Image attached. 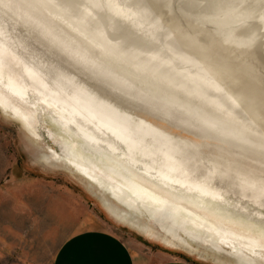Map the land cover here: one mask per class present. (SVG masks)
Returning <instances> with one entry per match:
<instances>
[{"label":"clouds","instance_id":"clouds-1","mask_svg":"<svg viewBox=\"0 0 264 264\" xmlns=\"http://www.w3.org/2000/svg\"><path fill=\"white\" fill-rule=\"evenodd\" d=\"M21 74L67 101L39 124L54 151L0 93L34 166L149 184L170 211L191 204L256 237L250 264H264V0H0V78Z\"/></svg>","mask_w":264,"mask_h":264},{"label":"rangeland","instance_id":"rangeland-1","mask_svg":"<svg viewBox=\"0 0 264 264\" xmlns=\"http://www.w3.org/2000/svg\"><path fill=\"white\" fill-rule=\"evenodd\" d=\"M10 34L14 41L21 40L23 29L17 26L13 34L9 28ZM33 70L38 71L35 65ZM24 75L28 78L27 74ZM49 102L54 103L56 108L61 107L57 99ZM45 110L43 122L47 126L56 109L48 107ZM40 141V144L58 148L46 133ZM35 155L36 148L26 138L21 123L5 119L0 114V264H52L62 242L74 232L89 227L107 229L124 240H144L154 248L165 249L197 264H237L233 258L209 246L194 242L193 249L187 246L174 248L166 246L161 239L145 236L110 214L104 204L106 198L124 209L126 207L116 203L108 192L90 184L78 172L71 176L64 170L34 166ZM137 167L141 172L147 170L151 173H147L148 178L154 174L151 172L152 162L147 158ZM137 217L141 222H149L160 238L169 237L154 219L147 215Z\"/></svg>","mask_w":264,"mask_h":264},{"label":"bare ground","instance_id":"bare-ground-1","mask_svg":"<svg viewBox=\"0 0 264 264\" xmlns=\"http://www.w3.org/2000/svg\"><path fill=\"white\" fill-rule=\"evenodd\" d=\"M9 80L11 83L8 84V88L6 89L5 82L0 78V93L7 91L9 98L15 101L14 106L19 107L22 113H35L37 133L41 136L42 140L45 133L41 131L39 124L44 119L43 114L45 113V109L49 107V101H56L57 99V101H59V103L57 102L59 106L63 104V101L64 103H67V101L59 96V93L53 85L47 82L48 80H43L41 82L43 86L35 83L29 76L25 78L24 74H21L20 81L14 80L12 76H10ZM53 93L56 94L55 97H53ZM34 94L39 97H33ZM69 127L71 128V126ZM39 143H41V141ZM48 147L52 148L54 151H58V148ZM144 172L140 171V175L151 180V178L147 177V175L151 173L147 170ZM78 173L88 179L90 184L96 185L101 190L108 192L116 203L126 207L124 209L112 203L109 199H105L106 203L104 201V204L107 205L108 211L115 219L130 225L132 228H136L147 237L150 236L151 238L161 239L166 246L174 248H178V246H187L193 249L192 243L194 242L207 247L209 246L217 252L233 258L237 264H250V261L256 260V257L252 256V251H258L259 249L253 247L252 251L249 250L250 243H253L256 237L250 238L245 235L243 230L226 228L218 224L216 221L209 218L199 207L181 203L178 206L180 209L179 211H170L169 202L166 198L149 184L135 181L123 183L117 180L115 185L108 182L106 188H101L98 182L101 178L86 165H81ZM152 183L157 184L156 181H152ZM160 187H162V185H160ZM102 197L100 198L102 199ZM143 205L149 206L150 210L144 211L141 208ZM136 208H141V211H133V209ZM140 215H147L150 219L152 218L157 221L162 230L172 238H160V235L154 231V227L150 225L149 222L147 223L144 219L145 222H141L138 219L137 216ZM258 230L257 228V231ZM173 239L176 240V242Z\"/></svg>","mask_w":264,"mask_h":264},{"label":"crops","instance_id":"crops-1","mask_svg":"<svg viewBox=\"0 0 264 264\" xmlns=\"http://www.w3.org/2000/svg\"><path fill=\"white\" fill-rule=\"evenodd\" d=\"M57 250L52 264H197L144 240H124L99 227L74 232Z\"/></svg>","mask_w":264,"mask_h":264}]
</instances>
